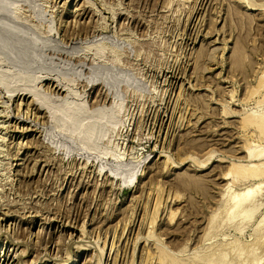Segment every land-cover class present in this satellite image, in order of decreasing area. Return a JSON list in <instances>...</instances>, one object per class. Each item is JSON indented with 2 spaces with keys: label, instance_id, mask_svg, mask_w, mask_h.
Listing matches in <instances>:
<instances>
[{
  "label": "rangeland",
  "instance_id": "obj_1",
  "mask_svg": "<svg viewBox=\"0 0 264 264\" xmlns=\"http://www.w3.org/2000/svg\"><path fill=\"white\" fill-rule=\"evenodd\" d=\"M0 127L8 264H264V0H0Z\"/></svg>",
  "mask_w": 264,
  "mask_h": 264
},
{
  "label": "bare ground",
  "instance_id": "obj_2",
  "mask_svg": "<svg viewBox=\"0 0 264 264\" xmlns=\"http://www.w3.org/2000/svg\"><path fill=\"white\" fill-rule=\"evenodd\" d=\"M90 4V3H89ZM49 88V87H48ZM53 88V87H52ZM94 97V96H93ZM93 99V98H92ZM98 101V100H97ZM100 101V100H99ZM29 103V102H28ZM34 103V102H33ZM94 103V102H93ZM97 103V102H96ZM27 104V103H26ZM30 105V104H29ZM18 106L20 107V105L18 104ZM98 106V105H97ZM18 107V108H19ZM24 107V106H23ZM27 108V107H26ZM28 111V110H27ZM36 111V110H35ZM11 114V113H10ZM4 115V114H3ZM19 115V114H18ZM8 117V115L5 117V118H7ZM9 118V117H8ZM4 120H7V119H4ZM18 121V120H17ZM250 122H252V121H250ZM259 126H261V124L259 125ZM1 128V127H0ZM26 130V129H25ZM21 138V137H20ZM261 185V184H260ZM251 191V188H250V190H246L244 193H242L241 195H237L235 198H244L245 200H247L248 198H249V195H251L252 194V192H250ZM243 199V200H244ZM240 201V200H239ZM3 221V220H2ZM5 240H7V238H5ZM8 252V251H7ZM14 253H15V255L14 256H16V253H17V251L15 252V250H14ZM21 253H23V252H21ZM25 254V253H24ZM19 254H17V256H18ZM23 255V254H22ZM8 257V253L7 254H5V257L3 258V259H1V257H0V263H1V260H2V264H8V262H9V258H7ZM13 259H15L14 261L16 262L17 261V263H18V258H17V260H16V258H14L13 257ZM14 261H12L11 262V264L14 262Z\"/></svg>",
  "mask_w": 264,
  "mask_h": 264
}]
</instances>
